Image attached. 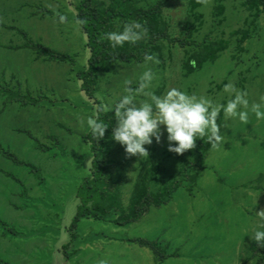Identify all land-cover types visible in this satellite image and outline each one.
Wrapping results in <instances>:
<instances>
[{
    "label": "rangeland",
    "instance_id": "rangeland-1",
    "mask_svg": "<svg viewBox=\"0 0 264 264\" xmlns=\"http://www.w3.org/2000/svg\"><path fill=\"white\" fill-rule=\"evenodd\" d=\"M82 1L0 0V264H253L244 260L255 231H264V215H257L264 213V120L252 116L245 125L228 120L223 112L217 123L225 143L218 149L204 138L197 140L205 143L204 149L170 153L165 132L159 144L145 146L148 157H128L115 141L110 157L123 160L119 183L124 204L138 166L147 159L168 177L188 159L201 160L195 172L183 174L182 186L165 205L126 227L83 218L74 228L79 242L69 252L63 250L69 240L58 231L70 224L75 190L87 175L89 150L83 136L88 129L77 117L92 116L98 101L114 104L125 94L126 78L132 79L133 88L138 86L145 52L159 60L148 65L155 73L152 91L157 95L175 87L226 104L231 97L223 86L232 83L247 90L251 102L264 96L262 8L255 13L245 0H225L223 14L216 18L213 0H203L192 12L188 0H169L162 13L165 33L179 37L189 21L196 27V41H217V52L197 65L187 58L194 46L184 49L164 39L161 52L154 53L145 44L153 31L161 32L159 23L149 28L139 18L112 19L101 30L103 37L129 22L142 24L148 34L117 48L102 39L109 55L130 48L137 58L124 62L108 57L93 72L95 92L89 98L79 70L88 69L90 52L74 21L73 5ZM98 1L105 7L112 3ZM150 1L138 0L137 5ZM59 15L67 22L60 23ZM31 44L70 59H52ZM186 62L190 68L183 67ZM112 171L111 182L116 183L120 179ZM136 238L157 241L172 257L157 261L149 249L129 242Z\"/></svg>",
    "mask_w": 264,
    "mask_h": 264
},
{
    "label": "trees",
    "instance_id": "trees-1",
    "mask_svg": "<svg viewBox=\"0 0 264 264\" xmlns=\"http://www.w3.org/2000/svg\"><path fill=\"white\" fill-rule=\"evenodd\" d=\"M169 0H151L137 5L138 0H112L107 7L103 1L98 0H83L82 2L73 5L75 9L74 21L85 20L86 24L78 25L83 34L86 37V46L90 52V58L88 60V69L79 70V79L81 81V88L87 94L89 98L94 96L95 87L93 86L94 73L99 66H101L105 60L110 58H117L120 61L130 62L132 59L137 58V55L129 48L128 52L109 55L107 53L106 44L103 42V32L101 30L107 26L112 19H126L133 20L141 19L143 22L149 23V28H153L156 24H160L162 29L160 31H153L149 36L145 47H152L153 52L160 53V44L164 39L170 41L172 44H177L181 48L192 49V55L188 56L189 61L193 60L195 64H201L202 60H207L209 56H212L217 52V41L209 42L205 45L202 39L196 41L193 36V31L196 30L194 23L189 21L185 22L183 32L179 37L171 38L166 34V27H168L162 16L163 9ZM203 0H188L189 12H192L198 7ZM213 14L217 18L220 14H223L224 1L225 0H213ZM249 4V7L259 12V7L264 11V0H245ZM102 10V11H101ZM159 20V22H157ZM101 32V34H100ZM241 41V40H240ZM32 48L40 54H48L50 58L58 60L70 59L68 56L57 55L51 49H47L42 45H33ZM154 48V49H153ZM149 50V49H148ZM188 53V52H187ZM151 55L153 53H150ZM142 55V54H141ZM148 55L145 52L141 56V60H144V56ZM184 68H190V62L183 64ZM100 68V67H99ZM6 92L10 90L6 89ZM29 100H34L29 98ZM119 100V99H118ZM118 100L115 102L117 103ZM114 103V104H115ZM99 105L101 102L98 101ZM92 116H96L99 120L103 121L109 128L105 132V136L97 140L92 135L90 130H87L83 136V140L88 147L89 152L86 153L87 161V175L83 181L77 186L75 200L77 206L71 221L67 226H63V231H58L63 234L62 237L68 239L63 245V250L69 252V249L73 244H77L79 241L74 237L75 225L83 218H94L101 221L113 222L116 226L126 227L131 223L139 221L143 215L149 212L151 209L159 208L165 205L172 194L182 186L185 178L183 174L195 172V167L198 166L200 157H197L194 162L188 159L181 165L180 170L174 176H164L163 170L158 165L151 162V159H147L145 162L138 166L135 174L132 186L130 189L129 197L124 204L121 195V184L119 183L124 179L123 168H121V162L113 161L110 157L113 150V143L115 142L112 136V129L116 124V117L114 112H102L98 111V107L94 108ZM205 143L197 141L195 148L198 150L204 149ZM114 156V155H113ZM120 166V167H119ZM112 170H116L117 178L116 183L111 182V174L115 173ZM120 171V173H119ZM113 216V217H112ZM115 217V218H114ZM11 234H16L12 232ZM73 235V236H72ZM70 236V237H69ZM76 237V235H75ZM129 242L137 244L139 247L149 249L157 261L163 262L166 259L172 257L166 253V249L157 241L149 240L146 238H136L129 240ZM248 256L245 258L244 263L247 261H253V264H264V247H260L254 240L251 242Z\"/></svg>",
    "mask_w": 264,
    "mask_h": 264
},
{
    "label": "clouds",
    "instance_id": "clouds-1",
    "mask_svg": "<svg viewBox=\"0 0 264 264\" xmlns=\"http://www.w3.org/2000/svg\"><path fill=\"white\" fill-rule=\"evenodd\" d=\"M59 22H67L65 15H59ZM77 25L86 24L85 20H77ZM148 30L138 22L124 24L121 31H112L104 35L113 48L123 47L127 44H136L144 39ZM158 64L154 55L144 56L145 70L138 78V86L132 87V79L126 78L124 93L117 103H103L98 111L114 112L116 124L112 129L111 138L118 142L128 157L149 156L146 145L155 141L161 142L166 132L170 153L182 155L195 147L197 140L207 138L213 149L224 145V136L220 133L221 125L217 119L221 112L230 121H239L248 124L252 116L257 121L264 120V96L259 102H251L247 90L238 89L234 84L227 83L223 91L231 98L226 104L214 102L212 99L196 94H189L179 88H170L163 95L152 91L155 73L148 65ZM142 96L145 99L137 101ZM82 127L90 130L91 135L100 140L109 128L96 116L86 119L77 117ZM257 215H264L260 213ZM252 239L264 247V231L257 230Z\"/></svg>",
    "mask_w": 264,
    "mask_h": 264
}]
</instances>
